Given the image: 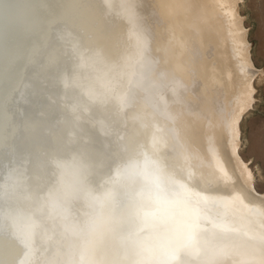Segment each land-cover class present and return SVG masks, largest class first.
<instances>
[{
  "label": "bare ground",
  "instance_id": "6f19581e",
  "mask_svg": "<svg viewBox=\"0 0 264 264\" xmlns=\"http://www.w3.org/2000/svg\"><path fill=\"white\" fill-rule=\"evenodd\" d=\"M242 3L0 0V264H264Z\"/></svg>",
  "mask_w": 264,
  "mask_h": 264
},
{
  "label": "rangeland",
  "instance_id": "374dc122",
  "mask_svg": "<svg viewBox=\"0 0 264 264\" xmlns=\"http://www.w3.org/2000/svg\"><path fill=\"white\" fill-rule=\"evenodd\" d=\"M242 4L240 12L244 14L252 60L264 71V0H243ZM259 86L253 108L240 122L239 155L252 170L256 191L264 192V83Z\"/></svg>",
  "mask_w": 264,
  "mask_h": 264
},
{
  "label": "crops",
  "instance_id": "0c3cea01",
  "mask_svg": "<svg viewBox=\"0 0 264 264\" xmlns=\"http://www.w3.org/2000/svg\"><path fill=\"white\" fill-rule=\"evenodd\" d=\"M263 7H264V4H263ZM263 24H264V8H263Z\"/></svg>",
  "mask_w": 264,
  "mask_h": 264
}]
</instances>
